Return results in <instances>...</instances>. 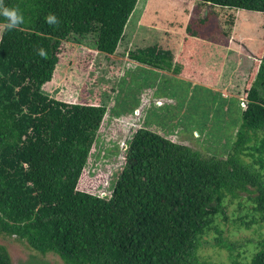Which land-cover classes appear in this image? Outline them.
<instances>
[{
  "label": "trees",
  "instance_id": "1",
  "mask_svg": "<svg viewBox=\"0 0 264 264\" xmlns=\"http://www.w3.org/2000/svg\"><path fill=\"white\" fill-rule=\"evenodd\" d=\"M197 1L264 13V0ZM136 3L4 0L19 7L24 22L18 29L0 31V233L55 253L64 264H213L199 258V237L212 216L223 212L227 195L253 194L254 210L264 221V174L242 158L252 136L258 144L251 149L264 155V49L256 74H248L238 90L245 98L240 129L226 157L203 155L155 126L142 125L125 142L124 164L115 180L93 183L96 188L82 182L105 107L42 92L63 41L92 35L97 51L114 53ZM50 12L59 26L45 22ZM169 44L160 50L136 48L129 56L165 69L158 60L169 56L172 62L171 40ZM39 47L47 59L37 54ZM85 52L93 56V51ZM245 155L254 157L253 152ZM259 162L263 168L264 159ZM0 264H11L3 245ZM246 264H264V237Z\"/></svg>",
  "mask_w": 264,
  "mask_h": 264
},
{
  "label": "rangeland",
  "instance_id": "2",
  "mask_svg": "<svg viewBox=\"0 0 264 264\" xmlns=\"http://www.w3.org/2000/svg\"><path fill=\"white\" fill-rule=\"evenodd\" d=\"M185 36L189 39L178 56ZM170 40L172 62L169 56L158 60L165 69L129 56L136 48L160 50L161 44L168 48ZM93 41L92 35L77 42L63 41L52 78L42 86L51 98L70 103L99 101L106 109L85 165L84 187L115 180L124 164L125 142L142 125L155 126L203 155L226 157L240 129L245 98L238 90L248 74H256L261 61L263 12L203 5L197 0H137L114 53L97 51ZM83 48L93 51V56H85ZM256 139L252 136L246 143L242 158L264 174L259 162L264 155L251 149L258 144ZM252 197L240 193L223 199V212L212 216L199 237L201 260L250 261L264 237V221L254 210ZM0 245L11 264H64L57 254L34 250L16 235L1 232Z\"/></svg>",
  "mask_w": 264,
  "mask_h": 264
},
{
  "label": "clouds",
  "instance_id": "3",
  "mask_svg": "<svg viewBox=\"0 0 264 264\" xmlns=\"http://www.w3.org/2000/svg\"><path fill=\"white\" fill-rule=\"evenodd\" d=\"M0 16H2L5 21L2 27L8 31L18 29L24 22V16L19 7L7 6L4 4V0H0ZM45 22L50 27H57L60 24V20L57 15L51 12L45 17ZM37 54L40 57L47 59L48 54L43 47H39L37 49Z\"/></svg>",
  "mask_w": 264,
  "mask_h": 264
},
{
  "label": "crops",
  "instance_id": "4",
  "mask_svg": "<svg viewBox=\"0 0 264 264\" xmlns=\"http://www.w3.org/2000/svg\"><path fill=\"white\" fill-rule=\"evenodd\" d=\"M182 47V46H181ZM181 50V49H180ZM147 65V64H146ZM153 67V66H152ZM154 68V67H153ZM156 68V67H155ZM159 69H161V68H159Z\"/></svg>",
  "mask_w": 264,
  "mask_h": 264
}]
</instances>
